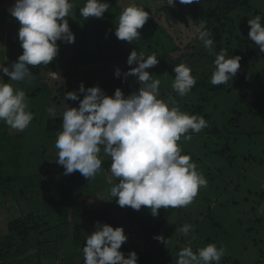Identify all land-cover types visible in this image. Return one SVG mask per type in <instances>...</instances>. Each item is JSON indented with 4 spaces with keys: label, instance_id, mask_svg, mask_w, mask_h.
Segmentation results:
<instances>
[{
    "label": "rangeland",
    "instance_id": "rangeland-1",
    "mask_svg": "<svg viewBox=\"0 0 264 264\" xmlns=\"http://www.w3.org/2000/svg\"><path fill=\"white\" fill-rule=\"evenodd\" d=\"M13 2L15 0L4 1L6 6H11ZM72 2L74 8L68 22L75 35L74 43L58 41L59 54L52 62L48 65L30 66L34 75L31 81H9L8 76L0 73L5 82L11 83L14 88H20L26 93L29 108L34 113V120L22 132L0 122V177L17 179L12 184H6L9 186H3V190L0 188V239L7 233L8 222L31 212L41 211L36 200L29 199L27 203L22 200L21 205L18 206L13 201L19 197V193L31 198L36 191V187L32 184L36 181H41L46 191L52 190L51 195L60 193L64 187L68 188L67 190L71 193L69 199L74 201L73 205L76 207L83 202L76 198L79 190L75 185L82 189L86 186L91 195L95 194L85 207L93 209L97 203L102 201L100 204L108 203L104 195H111L110 189L113 185L109 183V180L112 179L113 183L116 181L110 177L111 158L105 156L103 151L101 152L102 170L94 179L88 181L79 171L65 175L63 166L56 162L58 150L55 148V141L59 132H47V119L62 118L67 107L66 103L69 107H75L72 104L74 101H65L64 96L57 93L60 83L64 84L65 92L76 91L79 89V82L84 84L88 81L91 83L90 87L98 85L108 96L114 95L115 90L120 87L127 96L138 91L137 78L129 76L125 81L123 75L117 78L114 72L116 68H119L123 74L131 67H135V65H127V58L132 50L137 52L142 50L146 55H151L154 50L170 51L176 43L167 37V33L177 36L181 40L182 48L190 42H201L194 32V27L198 25L191 23L190 27L185 26L177 18L171 16L166 18L162 12L155 15L157 1L136 0V3L150 8V16L154 17L155 22L154 24L146 23L140 30L141 38L133 44L118 40L114 34L119 16L131 0H107L110 9L104 13L103 18L99 19L92 17L84 19L80 16L78 10L84 6L85 0H72ZM2 5L3 2L0 0V65L7 67L18 60L23 50L18 39L20 25L16 19H13V23L15 20L18 24L4 27V21L1 18ZM249 5V10L237 11L240 24H243L247 35L250 31L248 20L256 16L254 13L257 12L262 18L264 17V0H249ZM153 25L157 27L156 30L152 29ZM6 31L9 32V37L5 35ZM110 43L114 45L111 47ZM6 50L7 54H5ZM109 50L119 53L121 57L106 63L98 61V57L103 58ZM93 53L97 54L96 59L88 58ZM104 65L106 66L103 67ZM50 70L52 73L49 72ZM261 70H264V53L256 47L255 55L245 64V71L250 76H257ZM44 71L49 73L42 75L43 81L39 74H43ZM147 71L157 76L154 78L160 79L161 98L167 100L168 95L173 96L182 111L188 113L189 106H193V101L198 102L199 96L192 93L179 97L172 91L173 80L169 78L164 80L154 68ZM71 74L72 77H68ZM42 83L49 88L37 92L38 88L43 87ZM247 84L248 82L245 86ZM237 92V88L234 87L228 94L209 95L207 103L203 105L205 112L209 114L207 123L215 125L226 134V137L216 139L214 135L204 136L202 130L200 133H190L192 136L190 141L181 138L179 143L183 154L192 157L198 170L205 176L207 187L201 188L194 201L187 207L171 210L161 208L156 217H153L151 212L147 215L149 227L152 228L160 222L159 229L151 240L146 244L140 235L135 237L136 241L133 240V243L130 240L126 241L135 245L132 251L131 246L129 250L137 253L138 264H176L178 252L183 247L191 244L195 252L196 249L205 247L209 243L226 248V254L220 264H230L231 261H237L239 264H264V211L261 210V205H264V122L260 118L242 117L239 128L251 132L249 136L240 135L236 133L235 128L227 125V118L234 107ZM52 95L57 97L56 103L51 100ZM184 102L187 103V107ZM258 131L263 132L261 136L255 134ZM44 166H47V174L40 175ZM31 180L34 183L30 185ZM79 180H81L80 183H78ZM4 192L6 196L2 194ZM16 201L21 202V200ZM112 208L110 213L118 210L121 212V218L130 209L127 206L122 209L116 204ZM73 210L76 209L73 208ZM140 212V210L134 211V214ZM73 213L72 210H68L66 220L70 223H72L70 216ZM109 216L112 218L114 215L108 214L102 222H99L112 226ZM50 219L53 218L50 216ZM185 223L191 224L193 229L187 236L180 231ZM95 230V225H91L89 233L92 234ZM53 235H55L54 232ZM156 236H163L165 241L170 240L166 244L161 243L154 239ZM51 249H54L53 244ZM66 257V254L61 255L55 264H72Z\"/></svg>",
    "mask_w": 264,
    "mask_h": 264
},
{
    "label": "clouds",
    "instance_id": "clouds-1",
    "mask_svg": "<svg viewBox=\"0 0 264 264\" xmlns=\"http://www.w3.org/2000/svg\"><path fill=\"white\" fill-rule=\"evenodd\" d=\"M175 7L177 0H166ZM200 0H179L180 4L199 3ZM72 0H15L8 9L20 27L18 39L22 54L9 66L0 65V73L9 81H31L34 78L30 66L48 65L59 54L58 41L72 44L75 35L71 31L68 18L72 17ZM107 0H85L79 8L84 19L103 18L109 11ZM152 12V11H151ZM150 18L145 6L136 0L124 7L115 36L120 41L133 44L141 38L140 30ZM249 39L264 53V18L256 15L248 20ZM197 38L214 55V70L210 84H226L236 77L241 68L240 56H228L226 49L215 52V43L206 22L194 27ZM155 53L146 55L144 51L132 50L127 65L133 66L122 74L119 68L114 75L136 77L138 91L125 96L117 88L108 96L97 85L85 88L80 83L78 91L65 93V101H79L78 107H67L63 112L62 130L58 133L55 148L58 150L56 162L65 169L64 174L76 171L88 181L102 170L101 152L111 158L110 194L120 207H130L139 211L142 206L151 210L156 217L161 208H183L190 205L201 188L207 187V180L198 170L197 164L188 154H183L181 138L190 141V133H200L208 126L203 116L189 114L181 110L176 99L169 95L161 98V81L148 69L159 64ZM175 78L171 88L179 97L187 96L197 84L193 70L186 63L175 66ZM83 99H80V95ZM53 114L54 113H50ZM34 120L26 93L5 82L0 75V122L11 129L24 131ZM264 211V205H261ZM95 231L86 237L82 247L84 264H137L138 255L131 252L125 258L120 251L128 237L122 227L113 228L108 224H95ZM192 225L185 223L180 231L187 236ZM154 239L167 243L163 236ZM226 248L209 243L193 251L191 244L178 252L176 264H220Z\"/></svg>",
    "mask_w": 264,
    "mask_h": 264
},
{
    "label": "trees",
    "instance_id": "trees-1",
    "mask_svg": "<svg viewBox=\"0 0 264 264\" xmlns=\"http://www.w3.org/2000/svg\"><path fill=\"white\" fill-rule=\"evenodd\" d=\"M151 1L158 2H156L155 15L158 12H162L166 18H169L168 16L177 18L185 26L189 27L191 23L199 25L201 21L206 22V27L211 32V38L215 43V52L218 53L221 49H226L229 57L238 55L242 58L240 61L241 68L236 77L229 80L226 84L212 86L210 84V76L214 70L213 61L215 56L209 55L208 50L203 46L202 42H190L182 48L181 40L177 36L174 37L167 33V37L176 44L170 51L160 50L157 52L154 50V53L160 61L154 67V70L158 71L164 80H168L167 78L174 80L175 73L172 69L175 66L186 63L192 68V74L197 78V84L190 93L199 96V100L198 102L193 101V106H189L188 113L203 116L206 120L209 114L205 112L203 105L207 103L209 95L219 96L223 93L228 94L236 87L238 92L234 107L229 112L227 125L235 128L237 130L236 133L249 136L251 132H246L239 128V122L242 117L251 116L256 119L260 118L264 122V70H261V73L257 76H250L245 71V64L255 55L257 46L249 39L245 32L246 30L243 28V24H240L241 21L237 13L240 9L249 10V0H200L199 3L187 5L180 4L179 0H177L175 7L167 4L166 0ZM146 6L148 5L146 4ZM145 10L150 13V8L145 7ZM254 14L258 15L257 12ZM154 22V17L150 16L147 23L154 24ZM156 28L155 25L152 26L153 30H156ZM113 45L110 43L111 47ZM96 57L97 54L93 53L88 58L96 59ZM120 57L121 55L119 56V53H114L109 50L103 58L98 57V61H104L106 63L110 60H117ZM44 74L45 71L43 74H39V77L43 81L44 77L42 75ZM68 77H72V74ZM246 82L248 84L245 86ZM90 84V82L85 81V88H89ZM41 85L43 87L38 88L37 92L41 91V89L46 90L49 88L45 83ZM120 89L123 88L120 87ZM56 91L63 96H65L66 92H70L64 91L63 83L58 85ZM80 99H83L82 94L80 95ZM51 100L56 103L57 97L52 95ZM72 104L78 107L79 101H74ZM184 105L186 107L188 106L186 102H184ZM46 129L47 132H60L62 130V118L47 119ZM262 133L259 131L255 132L259 136ZM203 134L204 136L210 137L214 135L216 139L226 137L225 133H222L219 128L211 123L203 129ZM46 174L47 166H44L40 171V175ZM36 178L38 180L39 174L36 175ZM16 180L12 177L10 179L0 177V188L3 190V186H9L6 184H12ZM33 181L36 180L33 179ZM33 181L31 180L30 185L34 183ZM80 181L77 182L80 183ZM32 185L36 187V191L31 198L19 193V197L13 201L18 206L21 205L22 200H25L26 203L30 201L29 199L36 200L41 207V211L31 212L24 217L15 218L8 222L6 225L7 233L0 239V264H55L59 260V257L64 254L67 255L66 258H69L72 264H84L82 247L86 245V236L91 234L89 233V229L97 221L102 222V219L108 214L114 215L112 218L109 216V221L113 223V228L122 227L125 235L128 237L127 241L130 240L132 243L133 240L136 241V236L142 235L143 242L147 244L159 229L160 222L156 223L152 228L148 226L147 215L151 210L143 206L139 214H134L136 210L130 208L122 218L120 217L121 212L118 210L110 213L113 209L112 206L115 204L118 205L115 200L116 198L111 195H104L105 201L108 202L107 205L100 204L102 201L93 206V209L85 207V204L95 196V194L91 195L89 193L86 186L82 189L75 185L79 190L76 198L84 203V205L83 203L82 205L79 204L81 207H76L73 205L74 201L69 199L71 193L67 190L68 188L64 187L63 192L61 191L60 193L51 195L53 193L52 190L46 191L41 181H36ZM37 191L38 193L36 194ZM48 191L49 196H47ZM2 194L6 196V192ZM16 200H21V202H17ZM73 208L76 210H73ZM69 209L74 212L70 216L72 223L66 220ZM171 209L168 208L167 210ZM49 215L53 219H50ZM53 232L55 235L52 236ZM52 244L54 246L53 250L51 249ZM129 247L132 251L135 245L126 242L121 246L120 251L125 254V258L131 253ZM66 248L68 249L66 250ZM230 264L239 263L237 261H231Z\"/></svg>",
    "mask_w": 264,
    "mask_h": 264
},
{
    "label": "crops",
    "instance_id": "crops-1",
    "mask_svg": "<svg viewBox=\"0 0 264 264\" xmlns=\"http://www.w3.org/2000/svg\"><path fill=\"white\" fill-rule=\"evenodd\" d=\"M1 1L3 2L1 18H2V20L4 21V27H10L11 24H15L16 21L14 20V23H13V19H15V18L12 17V16L10 15L8 9H9L10 7H12L13 4H14L15 2H13V4H12L11 6H6L5 3H4L5 0H1ZM5 8H6V9H5ZM4 9H5V10H4ZM16 24H18V23H16ZM12 29H13V28H12ZM10 30H11V29H10ZM0 31H1V30H0ZM11 32H12V31H11ZM11 32H10V33H11ZM2 33L4 34L3 31H2ZM5 35H6L7 37H9L10 34H9L8 31H6ZM3 36H4V35H3ZM6 36H5V39L7 40V37H6ZM6 47H7V44H6ZM5 54H7V50H6ZM3 57H5L4 54H3ZM5 58H6V57H5ZM5 58H3V59L5 60ZM49 72L52 73V70H50ZM49 72H45V74H48Z\"/></svg>",
    "mask_w": 264,
    "mask_h": 264
}]
</instances>
